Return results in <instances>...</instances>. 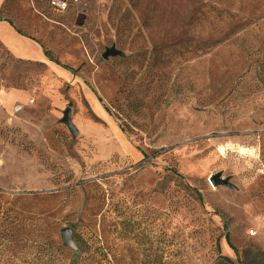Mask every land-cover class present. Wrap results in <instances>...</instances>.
I'll list each match as a JSON object with an SVG mask.
<instances>
[{"label":"rangeland","instance_id":"374dc122","mask_svg":"<svg viewBox=\"0 0 264 264\" xmlns=\"http://www.w3.org/2000/svg\"><path fill=\"white\" fill-rule=\"evenodd\" d=\"M51 1L5 0L0 17L22 5L89 64L65 80L0 44V264H44L48 243L77 264L81 232L111 264H264V0ZM95 66L119 83L105 120L83 94ZM225 145L260 147V163Z\"/></svg>","mask_w":264,"mask_h":264},{"label":"crops","instance_id":"0c3cea01","mask_svg":"<svg viewBox=\"0 0 264 264\" xmlns=\"http://www.w3.org/2000/svg\"><path fill=\"white\" fill-rule=\"evenodd\" d=\"M4 2L5 0H0V12ZM11 12L14 15L13 18L0 17L2 19L0 21V44L13 59L45 64L65 80L73 77L71 70L88 66L90 56L83 43L76 37L61 35L48 39L52 28L49 24L43 23L39 17L26 11L18 3ZM59 42L65 44L64 49H60ZM46 51L49 52L50 57H47ZM52 51H57V58L54 60L51 56ZM105 70L104 66H95L90 73L91 88L83 92L95 116L102 120L107 118L103 104L113 101L119 88L118 82L105 79ZM13 109L12 114L17 115L13 113ZM17 124L26 133H36V130L24 121H19ZM259 152L261 153L260 150Z\"/></svg>","mask_w":264,"mask_h":264},{"label":"trees","instance_id":"16d2710c","mask_svg":"<svg viewBox=\"0 0 264 264\" xmlns=\"http://www.w3.org/2000/svg\"><path fill=\"white\" fill-rule=\"evenodd\" d=\"M2 19L0 18V21ZM20 32V31H19ZM47 57H50L49 52L46 51ZM106 112H110L108 109H105ZM1 192V190H0ZM75 248L78 252V261L77 264H111L109 260V254L106 250L100 245L97 237L93 234L87 235V233H77L75 235V240L73 241ZM51 244H45L41 251H46L44 264H57L58 258L60 257L57 252H60V249L55 248ZM61 253V252H60ZM60 259V258H59Z\"/></svg>","mask_w":264,"mask_h":264},{"label":"water","instance_id":"95a60500","mask_svg":"<svg viewBox=\"0 0 264 264\" xmlns=\"http://www.w3.org/2000/svg\"><path fill=\"white\" fill-rule=\"evenodd\" d=\"M84 20H85V16H78L77 20H76V24L78 26H82L84 24ZM119 55V52H117L115 49H108L104 52V54L102 55L103 59H107L108 57H114ZM69 108H67L64 113H63V119H62V123H64L72 132H75V128L73 127L70 119H69ZM211 184L213 186H226L229 189H235V187L229 182V179H222L221 178V173H218L216 175H214L211 180H210ZM66 235L70 234L68 230L65 231ZM64 241L67 243L68 239L64 236L63 237Z\"/></svg>","mask_w":264,"mask_h":264},{"label":"built area","instance_id":"2783aa9c","mask_svg":"<svg viewBox=\"0 0 264 264\" xmlns=\"http://www.w3.org/2000/svg\"><path fill=\"white\" fill-rule=\"evenodd\" d=\"M51 5L58 8L59 10H64L66 8V3L60 0H52L51 1ZM33 101H29L28 104H31ZM24 109V106L19 105L16 106L13 109V113L17 114L19 112H21ZM260 148L258 146L256 147H248V146H242V147H233V148H229L227 150L228 153H230L231 155H235L236 157L239 158H245V159H251V160H257L259 161V156H260V152H259ZM260 163V161H259ZM263 166V165H261ZM264 167V166H263Z\"/></svg>","mask_w":264,"mask_h":264},{"label":"bare ground","instance_id":"6f19581e","mask_svg":"<svg viewBox=\"0 0 264 264\" xmlns=\"http://www.w3.org/2000/svg\"><path fill=\"white\" fill-rule=\"evenodd\" d=\"M229 148H233V147L226 145L222 146L220 148V152L222 154L227 153V150ZM262 206H263L262 199L259 196H254V197H245L244 202L240 203L239 208L246 214L248 218H253L254 215L260 211Z\"/></svg>","mask_w":264,"mask_h":264}]
</instances>
